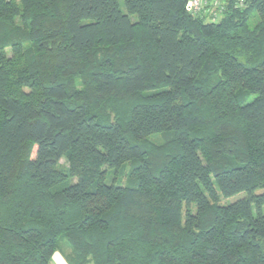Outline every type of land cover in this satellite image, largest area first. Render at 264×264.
I'll list each match as a JSON object with an SVG mask.
<instances>
[{
  "label": "trees",
  "instance_id": "obj_1",
  "mask_svg": "<svg viewBox=\"0 0 264 264\" xmlns=\"http://www.w3.org/2000/svg\"><path fill=\"white\" fill-rule=\"evenodd\" d=\"M185 2L0 0V264H264V0Z\"/></svg>",
  "mask_w": 264,
  "mask_h": 264
},
{
  "label": "built area",
  "instance_id": "obj_2",
  "mask_svg": "<svg viewBox=\"0 0 264 264\" xmlns=\"http://www.w3.org/2000/svg\"><path fill=\"white\" fill-rule=\"evenodd\" d=\"M245 0H186V12L208 23H216L229 5L235 9L242 8Z\"/></svg>",
  "mask_w": 264,
  "mask_h": 264
},
{
  "label": "rangeland",
  "instance_id": "obj_3",
  "mask_svg": "<svg viewBox=\"0 0 264 264\" xmlns=\"http://www.w3.org/2000/svg\"><path fill=\"white\" fill-rule=\"evenodd\" d=\"M134 18V17H133ZM132 18V19H133ZM7 53H9V51H7ZM240 61H242V58L240 59ZM150 141L151 142H153L154 144H161V142H162V139H161V137H160V135H153V136H151L150 137ZM199 155H200V157H201V159H202V161L204 162V160H206L205 158H206V156L204 155V153H203V150L201 149V151L199 152ZM205 163V162H204ZM67 166H68V164H67V160L65 159V158H62L60 161H59V169H61V170H63V169H66L67 168ZM123 174L122 175H120V176H118V177H116V180H117V182H119L120 184H122V185H125L127 182H128V180H129V178H130V165L129 164H126L125 166H124V168H123ZM244 195L242 194V193H240V194H237V195H235V196H233V197H230V198H221V201H220V203L221 204H228V203H231V202H233V201H235V200H237V199H239V198H241V197H243ZM262 213L264 214V206H263V208H262ZM68 246L66 245V243L64 242V240H63V242H61V252H68L69 250V248H67Z\"/></svg>",
  "mask_w": 264,
  "mask_h": 264
},
{
  "label": "crops",
  "instance_id": "obj_4",
  "mask_svg": "<svg viewBox=\"0 0 264 264\" xmlns=\"http://www.w3.org/2000/svg\"><path fill=\"white\" fill-rule=\"evenodd\" d=\"M65 254H67V252H56L49 264H68L65 260Z\"/></svg>",
  "mask_w": 264,
  "mask_h": 264
}]
</instances>
